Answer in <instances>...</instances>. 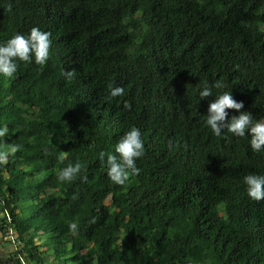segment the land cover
<instances>
[{
	"label": "trees",
	"instance_id": "trees-1",
	"mask_svg": "<svg viewBox=\"0 0 264 264\" xmlns=\"http://www.w3.org/2000/svg\"><path fill=\"white\" fill-rule=\"evenodd\" d=\"M33 27L52 34L48 62L0 77L5 143L21 146L0 167V234L19 244L6 262L264 264V200L243 184L264 152L204 119L224 91L264 117V0H0V42ZM132 127L140 172L114 185L99 153Z\"/></svg>",
	"mask_w": 264,
	"mask_h": 264
},
{
	"label": "clouds",
	"instance_id": "clouds-1",
	"mask_svg": "<svg viewBox=\"0 0 264 264\" xmlns=\"http://www.w3.org/2000/svg\"><path fill=\"white\" fill-rule=\"evenodd\" d=\"M51 32L43 31L39 27H33L28 34L16 33L6 41L0 42V77L13 79L18 71L20 63L45 65L50 58L52 46ZM65 77L71 81L75 72L66 71ZM224 84L216 81L212 86L205 84L199 91V101L213 96V88L222 89ZM124 94L123 88H113L110 98ZM243 102H237L231 91H224L215 96L209 103L207 115L204 116L206 126L215 137L246 138L250 149L254 153L264 152V117L254 119L246 111ZM234 110L239 115H232L229 111ZM10 135L9 127L0 125V167L7 165L11 158L20 151L21 146L15 143H5V137ZM145 155V144L139 128L132 127L124 133L114 146V151L99 153V160L106 168L108 180L118 186L125 185L131 176L139 175L140 169L136 161ZM63 160V157L60 158ZM83 164L76 161L73 165L60 170L57 181L59 183L71 182L80 176ZM86 179V177L84 178ZM247 197L259 202L264 200V174H248L243 178ZM71 232H76L78 226L75 222L69 224Z\"/></svg>",
	"mask_w": 264,
	"mask_h": 264
},
{
	"label": "rangeland",
	"instance_id": "rangeland-1",
	"mask_svg": "<svg viewBox=\"0 0 264 264\" xmlns=\"http://www.w3.org/2000/svg\"><path fill=\"white\" fill-rule=\"evenodd\" d=\"M17 248H19V244L17 243L15 237L14 238H10L9 236L2 237L0 234V264L2 263L4 264L7 255L10 254L12 251L16 250Z\"/></svg>",
	"mask_w": 264,
	"mask_h": 264
},
{
	"label": "flooded vegetation",
	"instance_id": "flooded-vegetation-1",
	"mask_svg": "<svg viewBox=\"0 0 264 264\" xmlns=\"http://www.w3.org/2000/svg\"><path fill=\"white\" fill-rule=\"evenodd\" d=\"M2 262V261H1ZM7 262L5 261V263L4 264H6ZM3 264V263H2ZM8 264V263H7Z\"/></svg>",
	"mask_w": 264,
	"mask_h": 264
}]
</instances>
